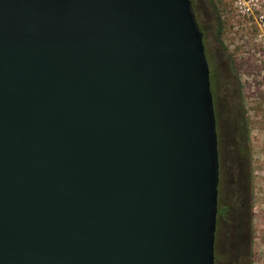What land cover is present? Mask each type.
<instances>
[{
  "label": "water",
  "instance_id": "1",
  "mask_svg": "<svg viewBox=\"0 0 264 264\" xmlns=\"http://www.w3.org/2000/svg\"><path fill=\"white\" fill-rule=\"evenodd\" d=\"M216 182L189 0H0V264H213Z\"/></svg>",
  "mask_w": 264,
  "mask_h": 264
},
{
  "label": "rangeland",
  "instance_id": "2",
  "mask_svg": "<svg viewBox=\"0 0 264 264\" xmlns=\"http://www.w3.org/2000/svg\"><path fill=\"white\" fill-rule=\"evenodd\" d=\"M190 1L200 26L207 31L205 55L214 104L226 110L225 115L236 113L243 118L247 110L248 116H257L255 121H259L255 109L264 99V0ZM257 171L250 253L241 264H264V180ZM234 262L230 244L222 249L218 243L216 264Z\"/></svg>",
  "mask_w": 264,
  "mask_h": 264
},
{
  "label": "flooded vegetation",
  "instance_id": "3",
  "mask_svg": "<svg viewBox=\"0 0 264 264\" xmlns=\"http://www.w3.org/2000/svg\"><path fill=\"white\" fill-rule=\"evenodd\" d=\"M191 12L200 32L205 55V26H200L189 0ZM205 23V22H204ZM207 63V61H206ZM209 75V69H208ZM210 87V84H209ZM215 148L217 158L216 213L213 241V264H216V246H231L234 264H241L249 257L252 239V200L258 169L264 180V99L257 116L244 117L235 113L228 116L226 110L217 107L213 99ZM230 117V118H229ZM229 119V120H228ZM259 130L260 140H257ZM257 153L260 157H257Z\"/></svg>",
  "mask_w": 264,
  "mask_h": 264
}]
</instances>
